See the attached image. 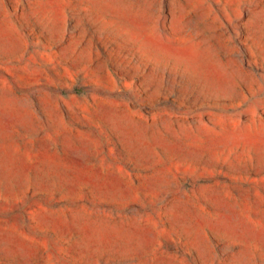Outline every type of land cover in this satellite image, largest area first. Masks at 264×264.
I'll return each instance as SVG.
<instances>
[{"label":"rangeland","instance_id":"374dc122","mask_svg":"<svg viewBox=\"0 0 264 264\" xmlns=\"http://www.w3.org/2000/svg\"><path fill=\"white\" fill-rule=\"evenodd\" d=\"M0 264H264V0H0Z\"/></svg>","mask_w":264,"mask_h":264}]
</instances>
